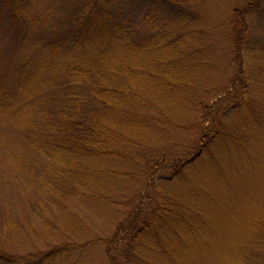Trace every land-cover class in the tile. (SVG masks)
<instances>
[{
  "label": "rangeland",
  "instance_id": "1",
  "mask_svg": "<svg viewBox=\"0 0 264 264\" xmlns=\"http://www.w3.org/2000/svg\"><path fill=\"white\" fill-rule=\"evenodd\" d=\"M85 1L26 0L18 18L12 10V0H0V252L16 258L26 260L72 241L81 245L86 240L110 237L115 225L128 220L131 212L144 203L146 185L157 188L171 175L170 171L159 172L152 179L146 177L137 183L105 175L97 177L102 189L100 196L110 199L99 204L71 197L49 177L50 162L45 151L54 136L48 126L55 122L56 103L62 98L67 81L64 72L52 70L65 52L76 49L71 42L62 41L73 38L70 19ZM130 1L114 0L105 10L117 20L130 19L136 31L143 29L142 22L150 13L160 20L161 26L173 18L164 5ZM249 2L251 6L257 4L249 15V37L264 54V0L182 1L190 18L181 24V30L198 34L185 42L196 64L177 67L185 73L194 72L186 93L187 107L184 109L180 92L164 85L167 75L162 61L171 55L167 47L146 50L138 60L142 71L161 75L138 76L152 86L149 97L154 104L178 112V118L185 114L187 124L192 126L200 119L199 99H204L203 107L208 108L231 89L237 72L229 37L234 28V8L246 7ZM206 60L214 61L203 65ZM61 63L67 65L63 60ZM178 72L179 77L184 76ZM247 94L250 105L258 109L259 121L254 116L246 119L243 152L231 154L229 162L222 165L219 161L214 163V179L202 171V183L196 184L197 188L188 187L186 204L200 206L206 215L214 211L217 219L199 228L200 240L186 251L187 255L176 252V261L187 256L198 263L225 264L234 257L239 245L254 240L260 228L264 215V80L252 83ZM128 107L145 113L138 101L132 100ZM163 133H156L155 137L150 134L148 138H165L162 140L167 141L159 148L173 151L174 155H189L200 135L189 130L168 129ZM96 167L106 171L122 168L108 161ZM120 203L124 207L116 205ZM150 242L147 240L144 245L150 246ZM84 255L94 264H106L98 244L81 257Z\"/></svg>",
  "mask_w": 264,
  "mask_h": 264
},
{
  "label": "trees",
  "instance_id": "2",
  "mask_svg": "<svg viewBox=\"0 0 264 264\" xmlns=\"http://www.w3.org/2000/svg\"><path fill=\"white\" fill-rule=\"evenodd\" d=\"M24 1L12 0V10L18 18ZM113 1L87 0L70 19V29L75 33L62 44L71 42L76 49L62 55L59 61H65V67L59 63L52 70L64 72L67 81L63 96L56 103L55 122L48 126L54 136L45 151L50 162L48 174L71 197L96 204L110 200L100 196L102 189L97 177L105 175L137 183L146 177L152 179L159 172L170 171L171 175L157 188L146 185L144 203L131 212L128 220L116 224L110 237L86 240L81 245L76 241L64 243L26 260L0 252V264H94L86 255L81 256L95 244L102 248L106 264H204L187 256L176 261V252L187 255L186 251L200 240L199 228L217 219L214 211L206 215L200 206L186 204L188 187L197 188L196 184L202 183V171L214 179V163L219 161L222 165L229 162L231 154L243 152L246 119L254 116L259 121L258 109L247 99L248 87L264 80V54L253 45L248 33L249 15L257 4L251 6L249 2L246 7L234 8V28L229 37L237 72L231 80V89L208 108L203 107L204 99H199L200 119L189 126L185 114L178 118V112L154 104L149 97L152 86L139 77L161 78V75L152 76L138 66L146 50L167 47L171 55L162 61L167 75L164 85L180 92L186 109V93L193 83L194 72L185 73L177 67L196 64L185 42L193 40L197 33L181 30V24L190 18L184 11L183 0H138L148 5H164L173 14L162 26L153 13L146 15L141 31L134 29L130 19L117 20L105 10ZM212 61L206 60L203 65ZM178 71L184 76L179 77ZM132 100L140 102L145 113L130 109L128 104ZM235 121L240 126H235ZM168 129L200 133L189 155H174L173 151L160 149L167 141L162 140L165 138L156 141L148 138L150 134L165 135L163 131ZM97 160L117 163L122 168L98 170ZM116 205L124 207L122 203ZM147 240L152 241L150 246L144 245ZM232 256L225 264H264V215L254 240L239 245Z\"/></svg>",
  "mask_w": 264,
  "mask_h": 264
}]
</instances>
